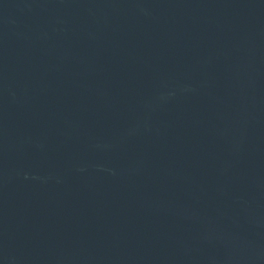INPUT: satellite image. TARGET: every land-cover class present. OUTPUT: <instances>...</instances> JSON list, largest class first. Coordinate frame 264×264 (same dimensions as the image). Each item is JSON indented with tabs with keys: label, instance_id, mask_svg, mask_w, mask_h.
Returning a JSON list of instances; mask_svg holds the SVG:
<instances>
[{
	"label": "water",
	"instance_id": "1",
	"mask_svg": "<svg viewBox=\"0 0 264 264\" xmlns=\"http://www.w3.org/2000/svg\"><path fill=\"white\" fill-rule=\"evenodd\" d=\"M17 264H264V0L172 1Z\"/></svg>",
	"mask_w": 264,
	"mask_h": 264
}]
</instances>
